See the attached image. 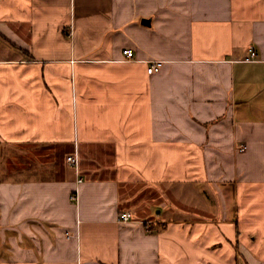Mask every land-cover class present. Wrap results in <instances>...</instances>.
Here are the masks:
<instances>
[{
  "label": "crops",
  "instance_id": "0c3cea01",
  "mask_svg": "<svg viewBox=\"0 0 264 264\" xmlns=\"http://www.w3.org/2000/svg\"><path fill=\"white\" fill-rule=\"evenodd\" d=\"M0 264H264V0H0Z\"/></svg>",
  "mask_w": 264,
  "mask_h": 264
},
{
  "label": "built area",
  "instance_id": "2783aa9c",
  "mask_svg": "<svg viewBox=\"0 0 264 264\" xmlns=\"http://www.w3.org/2000/svg\"><path fill=\"white\" fill-rule=\"evenodd\" d=\"M123 54H125L127 56V58H131L132 57V52L130 50H124ZM257 52L253 47L248 48V55L244 58L245 62H255L257 61ZM162 65V62L160 61H152L150 62V65L147 69L148 74H153L159 71L160 67ZM245 147H241L240 151H242ZM67 161L71 164H76V161L74 158L72 157H68ZM80 182V180H79ZM76 198V195L73 196V199ZM131 218V214L129 212H122L119 214L117 221L118 222H128L130 221Z\"/></svg>",
  "mask_w": 264,
  "mask_h": 264
},
{
  "label": "rangeland",
  "instance_id": "374dc122",
  "mask_svg": "<svg viewBox=\"0 0 264 264\" xmlns=\"http://www.w3.org/2000/svg\"><path fill=\"white\" fill-rule=\"evenodd\" d=\"M197 195H198V191H197ZM191 202H193L194 204H188V203H186L188 206L187 205H185V206H187L190 209H193L192 212H194L196 214H200V213L202 214L203 212H202V209H200V208H203V205H202V203H200L202 201L200 199L198 200V196L194 200H192ZM212 205H213V207H212L211 213L212 214H216V215H214V217L212 219L216 218L215 220H217L219 218V216H220V212H219L220 211V204H219V199H218V197L215 194H214V196H212ZM158 210L159 209H156L155 210V213H157ZM180 215H181V217H184V218H192V219L198 218L196 215H194V216L193 215L192 216L190 215L189 216L188 214L186 215L183 212H181Z\"/></svg>",
  "mask_w": 264,
  "mask_h": 264
}]
</instances>
